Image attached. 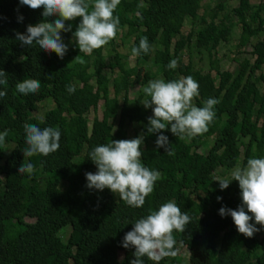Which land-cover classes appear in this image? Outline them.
Returning a JSON list of instances; mask_svg holds the SVG:
<instances>
[{
    "label": "trees",
    "instance_id": "1",
    "mask_svg": "<svg viewBox=\"0 0 264 264\" xmlns=\"http://www.w3.org/2000/svg\"><path fill=\"white\" fill-rule=\"evenodd\" d=\"M218 1L201 16L202 0H121L114 11L120 19L117 35L130 31L132 48L147 37L150 50L136 56V66L129 69L115 49L108 75L103 47L85 55L72 40L81 18L65 22L72 31L61 32L68 51L60 59L35 43L21 46L15 39L16 32L26 33L29 24L43 21L42 8L34 11L20 6L19 0H0V69L7 73V84L0 85V91L7 92L0 98V132L8 130L0 145V264H130L135 249L123 248V237L138 219L167 202L191 217L184 232H173L174 250L185 247L189 264H264V228L256 225L261 230L247 238L238 233L231 216L219 215L221 207L237 209L241 204L238 182L233 180L223 191L214 185L218 170L231 172L240 159L243 167L249 158H264V89L260 91L256 78L264 66V0L261 6L237 0L227 22L219 18L225 5ZM188 21L190 30L184 34ZM236 24L242 28L241 47L260 38L253 46V61L243 59L234 73L222 71L218 60L211 63L209 73L196 68L190 56L187 63L183 61L182 54L193 44L200 55L216 53L229 42ZM78 55L86 61L83 65L74 61ZM172 59L178 61L175 69L167 67ZM94 63L100 71L97 85L89 81ZM144 63H152L153 69ZM156 74L165 82L193 77L199 84L197 107L209 98L219 103L203 135L181 140L170 129L162 132L174 155L156 147L161 133L150 146L146 128H141V162L159 171L160 179L143 207L134 208L108 189H88L85 173L97 171L89 159L96 146L131 139L132 125L148 123L152 109L142 102L150 98L141 89ZM29 78L39 80L40 89L27 96L18 93L16 84ZM69 85L75 87L72 94L66 90ZM111 95L113 111L105 110L102 118L90 122L89 112L98 108L102 96ZM47 99L53 101L52 108L43 118L36 117ZM25 123L58 128V151L24 157ZM23 162L33 164L32 174L18 173ZM174 261L175 257H165L159 264ZM144 264L156 262L145 257Z\"/></svg>",
    "mask_w": 264,
    "mask_h": 264
},
{
    "label": "clouds",
    "instance_id": "2",
    "mask_svg": "<svg viewBox=\"0 0 264 264\" xmlns=\"http://www.w3.org/2000/svg\"><path fill=\"white\" fill-rule=\"evenodd\" d=\"M121 0H19L20 6H27L31 10L43 9V21L29 24L26 33L16 32L15 39L21 46L30 47L34 43L46 53H55L63 59L68 46L63 42L61 32H71L72 26L66 21L81 18L76 30L72 32V40L79 48L80 53L91 55L115 39L120 24L118 16H114ZM55 17L54 21L49 18ZM19 21L23 17H18ZM150 50L147 37H142L138 47L132 48L133 56L147 54ZM74 61L83 65L86 61L76 56ZM178 61L170 60L167 67L175 69ZM7 84V73L0 69V85ZM40 81L24 79L16 84V91L25 96L35 94L40 89ZM199 84L193 77H182L179 80L165 82L162 79L152 80L143 88V93L150 99L142 104L151 108L153 115L148 118L147 133H161L155 144L163 148L168 155H174L168 137L163 135L164 130L183 140L203 135L208 131V125L214 120V106L217 99L209 98L203 107L193 104L199 95ZM66 90L69 94L75 92V87L69 85ZM7 95L0 91V98ZM24 157L34 155L48 156L58 151L61 132L58 128L45 127L41 129L35 124L25 123ZM8 136V130L0 132V145H3ZM144 136L132 139L111 140L108 144L96 146L89 154V159L95 164L97 171L87 172L86 187L90 190H110L128 206L143 207L146 197L153 190L159 171L150 170L141 162V145ZM34 166L31 162H23L18 169L20 174H32ZM231 180L216 178L221 191L227 189L235 180L240 189L241 204L237 209L221 207V217L231 216L239 234L251 238L264 228V158H249L246 165L236 166L231 171ZM222 200V197H217ZM249 213L251 215H249ZM254 219V223L252 222ZM191 217L181 211L174 202L162 204L157 211L150 210L146 217L138 219L131 231L123 237L121 246L125 249L134 248L135 259L130 264H144V258L159 264L165 257H175L177 250L174 246L177 241L173 232H184L190 223Z\"/></svg>",
    "mask_w": 264,
    "mask_h": 264
},
{
    "label": "rangeland",
    "instance_id": "3",
    "mask_svg": "<svg viewBox=\"0 0 264 264\" xmlns=\"http://www.w3.org/2000/svg\"><path fill=\"white\" fill-rule=\"evenodd\" d=\"M225 5V11L221 13L220 20L228 21L229 14L231 11L236 8L239 4V1L237 0H221ZM250 2L254 5H260L262 4L261 0H250ZM219 3L218 0H202V9L200 11V15L203 16L206 14L207 11L217 6ZM264 16V13H263ZM191 22L188 21L187 25L185 26L183 32L184 34H187L190 30ZM260 38H254L250 41L249 45L245 47H241V41H242V28L240 25L236 24L233 28L232 35L230 36V40L227 43H223L219 49L216 51V53L209 54L208 52H204L202 55L198 54V51L195 48V45L193 44L191 46V50L188 51L186 49L184 53L182 54L183 61L187 63L189 56L192 58L194 65L196 68H199L203 71V73H209L210 72V66L211 63L215 60L219 61L220 69L222 71H231L235 72L239 67V62L243 59L247 58L251 61L254 60V57L252 56L253 46L257 43V41ZM134 36L133 34L125 30L124 32L118 34L115 39L111 40L107 45L103 46V52H102V58L104 59L106 69L104 70V73L107 72L109 75L110 72V66H113V58L115 55V49L119 54L122 55L123 60L126 68H134L136 66V56H133L132 54V46H133ZM190 54V55H189ZM96 63H94V66L92 70L90 71V83L93 85H97V77L100 71L97 69V66H95ZM143 67H146L147 69H153L152 63L149 64H143ZM119 73L117 72V75ZM181 76L183 75V72H180ZM157 77L154 80L162 79L159 74H156ZM213 76L215 77V74L213 73ZM258 78V87L260 91L262 92L264 89V66L256 76ZM163 80V79H162ZM141 92H143V88L141 89ZM135 95H132L131 98H134ZM193 104L197 106L196 99L194 98ZM53 106V101L51 99H47L45 103L40 105L37 109V111L34 113V115L38 118H43L44 114L51 109ZM105 110L113 111V96L111 95L110 98L106 99L105 96H102L101 101L99 103V106L96 110L92 109L89 114L88 118L90 122L93 121L95 117L102 118L103 112ZM151 115H153V112L151 111ZM147 124H134L129 128L130 137L136 138L135 134L138 133V136L143 135L141 132V128H146L147 131ZM136 132V133H135ZM148 137L150 138V146H154V137L156 133H147ZM209 144H212V139L209 140ZM142 147V145H141ZM140 147V148H141ZM239 166H241V159L239 161ZM231 172H225L223 170H218V172L215 175L216 178H223V179H231ZM219 184L218 181L214 180V185ZM71 231L70 229H67L62 234V240H66L69 233ZM258 234V233H256ZM217 247V243L215 245H212L213 247ZM174 264H189V251L183 247L179 246L177 249V255L175 256Z\"/></svg>",
    "mask_w": 264,
    "mask_h": 264
}]
</instances>
